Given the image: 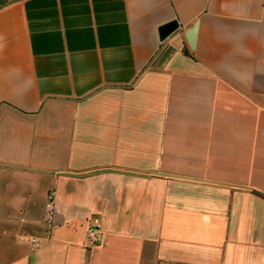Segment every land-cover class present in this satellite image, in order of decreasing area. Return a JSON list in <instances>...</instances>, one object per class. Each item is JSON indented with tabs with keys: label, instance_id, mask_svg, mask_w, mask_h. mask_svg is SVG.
I'll use <instances>...</instances> for the list:
<instances>
[{
	"label": "crops",
	"instance_id": "1",
	"mask_svg": "<svg viewBox=\"0 0 264 264\" xmlns=\"http://www.w3.org/2000/svg\"><path fill=\"white\" fill-rule=\"evenodd\" d=\"M0 264H264V0L0 3Z\"/></svg>",
	"mask_w": 264,
	"mask_h": 264
},
{
	"label": "built area",
	"instance_id": "2",
	"mask_svg": "<svg viewBox=\"0 0 264 264\" xmlns=\"http://www.w3.org/2000/svg\"><path fill=\"white\" fill-rule=\"evenodd\" d=\"M48 208L51 209L52 206V194L48 195ZM101 234L99 228V218L96 216L91 217L86 225V236H85V244L87 246H94L99 241V236ZM30 242L35 243V239L30 238Z\"/></svg>",
	"mask_w": 264,
	"mask_h": 264
},
{
	"label": "trees",
	"instance_id": "3",
	"mask_svg": "<svg viewBox=\"0 0 264 264\" xmlns=\"http://www.w3.org/2000/svg\"><path fill=\"white\" fill-rule=\"evenodd\" d=\"M4 0H0V3H2Z\"/></svg>",
	"mask_w": 264,
	"mask_h": 264
}]
</instances>
